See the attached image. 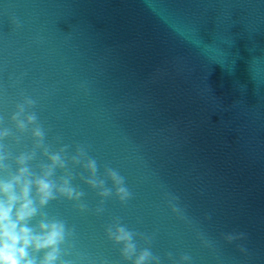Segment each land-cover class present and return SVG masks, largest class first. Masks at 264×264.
I'll use <instances>...</instances> for the list:
<instances>
[{
  "label": "water",
  "instance_id": "95a60500",
  "mask_svg": "<svg viewBox=\"0 0 264 264\" xmlns=\"http://www.w3.org/2000/svg\"><path fill=\"white\" fill-rule=\"evenodd\" d=\"M25 95L52 151L85 146L98 176L117 169L133 194L97 215L73 168L88 210L63 198L44 209L75 229L68 264H126L105 236L117 217L153 236L162 264L169 252L264 264V0H0V128L15 131ZM3 143L15 155L32 140Z\"/></svg>",
  "mask_w": 264,
  "mask_h": 264
},
{
  "label": "clouds",
  "instance_id": "9594fccd",
  "mask_svg": "<svg viewBox=\"0 0 264 264\" xmlns=\"http://www.w3.org/2000/svg\"><path fill=\"white\" fill-rule=\"evenodd\" d=\"M14 23L19 27L17 22ZM36 104L35 99L25 95L10 117L15 131L9 127L0 128V264H68L64 259L67 255L65 245L75 234V229L69 228L63 219L49 216L44 209L50 202L63 198L75 202L81 212L88 210L83 201L85 193L72 183L75 166L87 171L83 182L100 197L95 214L104 212L107 198L114 195L125 204L133 195L125 177L108 166L104 176L112 186H107L106 179L98 176L97 161L88 156L85 146L77 145L73 154L68 153L69 145L52 151L51 145L45 142L46 131L39 123L37 113L32 111ZM24 133L30 134L31 148L14 155L3 141L11 139L20 144ZM38 154L45 159L34 168ZM58 171L63 174L57 176ZM177 199L170 197L168 205L178 218L185 219L182 209L175 203ZM34 220L36 222L32 223ZM243 235L228 234L225 239L231 242ZM105 236L119 246L120 256L126 264H162L161 257L150 247L153 236L130 230L119 217L106 225ZM137 238L148 246L140 248ZM203 243L208 246L207 241ZM167 256L173 264H191L192 261L187 253L179 260H174L171 252Z\"/></svg>",
  "mask_w": 264,
  "mask_h": 264
}]
</instances>
